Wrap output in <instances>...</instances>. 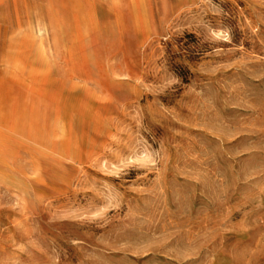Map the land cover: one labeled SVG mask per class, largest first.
I'll list each match as a JSON object with an SVG mask.
<instances>
[{
	"label": "rangeland",
	"instance_id": "1",
	"mask_svg": "<svg viewBox=\"0 0 264 264\" xmlns=\"http://www.w3.org/2000/svg\"><path fill=\"white\" fill-rule=\"evenodd\" d=\"M7 62L0 264H264V0H0Z\"/></svg>",
	"mask_w": 264,
	"mask_h": 264
},
{
	"label": "bare ground",
	"instance_id": "2",
	"mask_svg": "<svg viewBox=\"0 0 264 264\" xmlns=\"http://www.w3.org/2000/svg\"><path fill=\"white\" fill-rule=\"evenodd\" d=\"M9 64H5L4 73L0 76V130L20 124L23 113H13L11 102L17 100L20 103L23 98L31 96L28 92L30 89L25 88L23 79L18 74H23V67L17 63L14 65L15 71H12Z\"/></svg>",
	"mask_w": 264,
	"mask_h": 264
}]
</instances>
